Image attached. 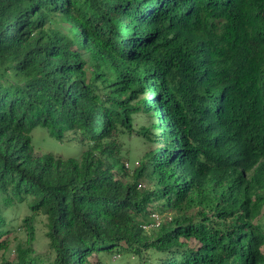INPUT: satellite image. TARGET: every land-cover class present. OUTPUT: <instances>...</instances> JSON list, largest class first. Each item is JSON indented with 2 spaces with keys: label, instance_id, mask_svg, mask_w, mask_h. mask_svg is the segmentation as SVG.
Wrapping results in <instances>:
<instances>
[{
  "label": "trees",
  "instance_id": "obj_1",
  "mask_svg": "<svg viewBox=\"0 0 264 264\" xmlns=\"http://www.w3.org/2000/svg\"><path fill=\"white\" fill-rule=\"evenodd\" d=\"M19 205L9 264H264V0H0V250Z\"/></svg>",
  "mask_w": 264,
  "mask_h": 264
},
{
  "label": "rangeland",
  "instance_id": "obj_2",
  "mask_svg": "<svg viewBox=\"0 0 264 264\" xmlns=\"http://www.w3.org/2000/svg\"><path fill=\"white\" fill-rule=\"evenodd\" d=\"M146 121V117L142 115H134V126L137 127L139 124H143ZM32 143L35 146V150L39 152H51L53 154H58L62 156H73L79 153L82 144L77 143L72 137L71 134H68L64 137L62 141L54 138L47 129L37 126L32 132ZM124 142L125 157L123 160L128 164L127 172L128 175L132 171L133 165L137 164V160L140 158L142 153L147 149V144L143 142L139 137L132 134L130 137L125 136L122 138ZM124 162V163H125ZM163 218L172 215V212L169 209H164L159 212ZM28 214V209L19 205L8 210V219L11 222L12 226L7 235L3 238L7 239V248L0 250V264H9L14 262L15 248L16 243L25 238V232L22 229V219L25 215ZM171 217V216H170ZM264 222V213H263ZM35 237L33 240L32 248L33 255L37 256L38 259H47L48 258V239L46 236V219L44 215L39 214L36 216L35 223ZM148 230L147 232H151ZM191 245L195 243L194 240L189 241ZM119 257L116 255L102 257V263L111 262L117 260Z\"/></svg>",
  "mask_w": 264,
  "mask_h": 264
},
{
  "label": "built area",
  "instance_id": "obj_3",
  "mask_svg": "<svg viewBox=\"0 0 264 264\" xmlns=\"http://www.w3.org/2000/svg\"><path fill=\"white\" fill-rule=\"evenodd\" d=\"M126 165L128 166L127 163ZM166 218L170 219V216H167ZM164 220L165 218L162 217L159 211L153 210L149 214V220L147 222L141 223V227L145 230L158 228Z\"/></svg>",
  "mask_w": 264,
  "mask_h": 264
}]
</instances>
